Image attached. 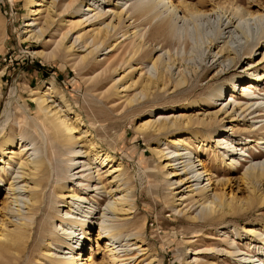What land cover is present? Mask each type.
I'll list each match as a JSON object with an SVG mask.
<instances>
[{
	"label": "bare ground",
	"instance_id": "1",
	"mask_svg": "<svg viewBox=\"0 0 264 264\" xmlns=\"http://www.w3.org/2000/svg\"><path fill=\"white\" fill-rule=\"evenodd\" d=\"M118 1L106 0L105 2H108L109 6L106 5L108 9L105 10V6L101 8L100 0H25L26 5L32 6L29 12L33 15V18L25 24V28H27L25 32L28 34L26 40H37L51 28L55 22L57 6L59 2H62L59 6L60 12H58L60 25H62L59 29L58 52L47 54L43 49H38L36 54L46 61L50 59L63 61L68 54H73L76 56L73 60L74 71L78 75L94 74L98 70L96 66H104L101 71L96 73L95 79L88 83V89L92 90L105 86L113 80L112 72H116L118 67L121 68L127 64L125 67V69L129 68L127 74L119 75V83L114 86V89L117 91L121 87V91L139 90L132 96L127 93L124 101L130 106L138 100V93L148 99V95H154L157 90L167 87L172 77L171 70L167 66L171 63L163 61L160 55L154 58L156 51L154 52L153 47L147 49L146 44L155 42L160 45L161 50L175 43L178 40V31L182 27L180 22L187 17L215 13L219 17L220 28L221 26L233 27L236 30L229 29L230 35L236 36L239 30L244 36L242 46L240 41H237L239 42L238 46L231 45V47L224 46L225 42L215 56L219 52L224 51V53L220 54L213 63L209 66L200 64V70L204 73L194 69V76L197 78L205 77L207 72L216 70L206 83L211 86V88L209 87L211 100L202 102L206 105L221 101L226 91L223 85L214 84L218 72L223 71L224 75L232 72V67L243 56L250 57L254 52V47L258 44L261 46L260 39L264 37L262 27L258 26L264 23V6L254 7L253 5L243 6L231 3L233 8L227 13V10L221 6L222 3L216 2L215 4L214 2L210 8H207L205 4L207 0L196 2L193 0H134L133 3H128L130 0ZM179 11H182V16L178 15ZM89 14L90 16H88ZM41 19L43 20L42 25ZM125 19L131 20L128 24L131 26L130 28H123ZM86 21L88 24H85ZM146 24H149V28L145 36V33H141L140 27ZM1 25L2 20L0 19ZM250 25L258 26L260 30L247 33L244 26L249 27ZM221 32L220 29L218 34L220 35ZM69 33L75 34V37L72 43L67 44L71 38ZM117 34L120 36L115 37ZM121 37L123 38L120 39ZM76 40H80L79 47L84 48L83 50L78 51L77 48L75 50ZM126 41H128L127 44H125ZM107 48L109 49L108 53L102 62H94L96 53ZM147 50L148 52H146ZM144 55H149L148 62H151L157 69L155 77L145 76L143 69L138 67ZM172 64L174 63L172 62ZM4 71V68L0 70V87ZM135 71L138 72L137 78L134 76ZM253 72L252 78L243 75L231 80V88L228 89L231 94L229 101L226 102L228 105L224 102V105L217 110L209 112L207 108L198 115L186 112L191 110L189 109L191 105L199 104L196 100L188 101L173 106L166 113H157V118H154L155 115H149L141 120L136 127V130L146 140L150 136L157 139L163 136L162 144L182 147V153H176L177 158L173 159L179 160L180 164L183 163L180 169L182 172H179V167H175L171 163V157H168V152H164L165 148H161L160 144L153 151L160 159L157 163L158 170L168 178V187L176 183H186L185 188L188 190L180 194L177 199V193H172L174 188H170L173 202L180 201L173 206V210L184 214L189 225L194 228L199 226L201 228L204 223L211 224L214 220L223 217L264 208V162L260 169L256 166H249L239 177L247 192L244 198L234 200L233 197H228L224 192H221L219 188L208 189L214 183L212 178L215 174L213 175L211 170L217 172L215 175L216 186L217 183L223 182L222 178H218L219 174L225 178L227 174H233L241 166H244L242 161L244 164L248 162L246 157H251L249 149L262 145L264 151L263 133H258L254 138L253 135L250 136L253 139L247 140L249 142L244 140L245 142L236 144L232 143L233 139L228 141L230 135L224 136L229 130L223 121L230 124L235 121H243V125L248 122L246 128L242 127L241 129L249 134H253L255 129L264 128V124L257 126L261 120L256 119L264 118V89H260L264 73L261 74L257 68H254ZM91 77L93 78L90 76V79ZM186 82L187 77L184 73L181 74V77L175 78V86H183ZM237 82H240V85L235 88ZM11 92L13 93L12 90ZM32 94L29 99L35 104L36 113L31 118L32 121L28 123L29 126L33 123L34 134L26 129H20L16 133L14 130L11 131L12 133H8L2 131L4 128L0 129V182L5 181L4 177L7 176V179L10 180L8 185L5 184L7 192L1 200L4 211L3 218L5 217L9 224L5 229H0V264H37L29 260L23 263V256L29 251L27 243L30 232L33 230L34 221L39 220L46 211H48L47 214L50 211L56 213L54 218L60 221L58 228H55V224L50 222V225L55 228V233L52 234L55 245L52 246V243L48 242L43 248V258L48 259L51 264H83L80 254L84 241L87 240V229H91L95 225H98L96 240L98 243L104 244L111 264H130L133 261L131 259L135 258V255L128 256V251L131 250H137L142 252L140 255H145L146 248L143 244L145 240L141 237L144 223L142 224L135 215L137 199L134 197V185L129 182L123 162L116 158L111 151L103 148L92 127L71 105L63 91L53 83H47L45 88L33 91ZM110 98L111 92L104 93V103L109 102ZM221 103L223 104V101L219 104ZM25 105L29 114L32 104L26 102ZM175 108H179V110H175ZM249 114H254L250 118L256 120L249 123V120H246V116ZM240 116L242 117L239 118ZM37 127L38 129H36ZM41 130L46 132L49 140L50 153L48 152V154L50 158L53 157L56 160L55 167L51 166L52 169L49 168L43 155L39 153L40 145L36 139L40 138ZM168 134L172 136L166 137ZM211 140L214 145L210 144L209 146ZM249 144L252 146L246 147ZM237 145L241 147L237 148ZM56 146L57 150H53ZM204 147L210 150L204 152ZM224 147H226V154L229 155L227 159H225V153L219 152V149ZM57 153L64 158L57 159ZM201 153H204V158L201 157ZM209 153L216 159V163L213 165H209ZM219 155L220 157H218ZM230 157L231 160H229ZM255 157L257 158L259 155ZM183 158H187L188 161L185 162L186 160H182ZM222 163L227 167L221 168ZM8 169H11L10 174ZM175 175L177 179L169 180V176L171 178ZM205 175L207 177L204 178ZM204 180L207 181V185L201 186L200 184ZM225 180L227 181L228 178ZM3 187L4 185L0 187V193ZM49 187H52L53 190L50 196L48 195L50 203H47L46 206V204L43 205V202L46 196L45 191ZM187 199L190 200L188 203L193 202L192 206L197 203L194 209L195 211L198 209L197 214L193 213L194 210L189 211L188 209L186 212L183 210L188 206V203H185ZM82 202L86 203L85 206L81 204ZM20 203L23 207L20 206ZM57 204L60 205L57 206ZM103 204H105V208L102 210L99 207ZM95 206H98L97 212H95L97 209ZM178 206L183 207L178 208ZM22 208L25 211H22ZM63 209H65L64 212H62ZM95 214H98L96 218H94ZM16 217L18 221L13 220ZM256 226L257 224L254 223L243 227L246 238L240 242L248 240L247 247L251 243L257 242L258 238L263 239L264 223L260 225L262 228L260 232ZM128 229L134 230V233L131 231L127 233ZM226 232L221 235L225 246L209 248L213 258L214 255H223L224 261L234 259L238 264H264V252H260L263 254H258L256 259H250L255 255H250L247 258L238 257L241 255L238 253L239 247H237L239 239L225 235ZM234 234L235 237L243 235L237 232ZM125 236L126 238H124ZM207 237L213 239L212 236ZM55 248H66L68 252L65 253H69L70 256H60L58 254L60 252ZM33 250L32 248L30 251ZM195 253L198 252L195 251ZM91 254L92 249L88 255V261L92 260ZM144 264H154L153 258ZM208 264L219 263L214 258ZM224 264L231 263L224 262Z\"/></svg>",
	"mask_w": 264,
	"mask_h": 264
},
{
	"label": "rangeland",
	"instance_id": "2",
	"mask_svg": "<svg viewBox=\"0 0 264 264\" xmlns=\"http://www.w3.org/2000/svg\"><path fill=\"white\" fill-rule=\"evenodd\" d=\"M105 1L106 0H100L99 3H102L101 8L105 6V10H107L109 3ZM193 1L196 2L198 0ZM118 2H122V0H119ZM133 2L134 0L128 1V3ZM214 2L215 4L216 2L222 3L221 6L224 7L223 9L227 10V13L233 8L231 3L241 4L243 6H264V0H232V2L231 0L225 2L224 0H207L205 4L207 5V8H210ZM61 3L59 2L57 6L55 22L51 28L37 40H26L28 34L25 32L27 30L25 24L28 20L30 21V19L33 18V15L29 12V9H32V6L26 5L25 0H0V19L2 20V25L0 26V70L3 68L5 69L2 86L0 87V129L4 128L2 131H7L8 133L12 130L16 133L20 129H26L34 134L33 123L29 126L28 122L32 121L31 118L36 113L35 104L30 102L29 98L33 95V91L42 90L47 83H53V85L63 91L71 105L81 114L85 122L92 127L95 136L99 137L103 148L111 151V153L115 154L116 158L123 162L125 173L129 177V182L134 185V197L137 199V210L135 215L140 219L142 224L144 223L141 237L145 240L143 244H145L144 247L146 250L144 252H146V254L140 255L142 252H138L137 250L128 251L129 257L135 255V258L131 259L133 261H131L130 264L133 262L134 264H144L150 258H153L154 264H208L214 258L219 264H224V262L238 264L234 259H227L224 261L223 259L225 257L223 255H214L213 258L212 253H210L211 251L209 248H211V246H225V243L221 239V235L226 231L225 235L239 239L237 247H239L238 253H241V255L238 257L247 258L250 255H255L253 258L250 257V259L258 258V254L260 255L263 254L260 252H264L261 251L264 249V233L262 235V240L258 238L257 242L251 243L249 247L246 246L248 240H243L241 242L240 240L246 238L244 237L243 230V227L245 226H250L256 223V229H258L259 232L262 231L260 225L264 223V208L252 210L247 213H237L223 217L219 220L216 219L211 224L204 223V226L201 228L200 226L196 228L190 226L188 223L189 221L184 214L173 210V206L180 201L173 202L170 192V188H174L172 193H177L178 196H176V199L179 198L180 194L188 190V188H185L186 183H176L168 187V178L158 170L157 163L160 159L153 151V149L160 144L161 148H165L164 152H168V157H171V163H173L175 167H179V172H182L180 169L183 163L180 164L179 160H173L177 158V156H175L176 153H182V147L162 144L164 142L162 138L163 136L158 139L150 136V138L146 140L143 138L142 134L136 130V127L145 117L155 115L154 118H157V113H166L170 111L173 106L175 107L188 101L196 100L199 104L197 105L196 103L191 105L189 108L191 110L186 112L189 114L196 113L198 115L203 113L207 108V111L213 112L222 107L224 102L227 104L226 102L229 101L231 94V91H228V89L231 88V80H235V77L243 75L252 78L254 68H257V71L261 74L264 73V37L260 39V42L262 43L261 46L260 44L255 46L253 50L254 52L250 57L243 56L241 60L232 67V72L226 73L225 75L223 71L218 72L214 84L223 85V87L226 88V91L221 101L219 100L218 102L206 105L202 102L205 100H211L209 97L211 86L206 85V83L216 70L207 72L205 77L197 78L194 76V69L201 72V65L209 66L213 63L220 54L224 53V51H222L215 56L217 51H219V48L225 42L226 45L224 44V46L231 47V45L238 46L239 42L237 41H240V45L242 46L244 36H242L243 34H241L239 30L236 36L230 35L229 29H231V31L236 30L233 27L225 28V26H221L220 28L218 21L219 17L215 13L192 18L187 17L184 21L180 22L182 27L178 31V40L175 43H172L170 46L161 50L160 45L155 42H148L146 44L147 49L153 47L154 52L156 51L154 53V58L160 55L163 61L171 63L167 66V68L171 70L172 75L167 87L157 90L154 95H148V99L144 95L138 93V100L135 101L133 105L129 106L126 104V101H124L127 97V93L129 96H132L139 90L129 89L127 91H121V87L117 91L114 89V86L119 83V75L121 76L123 73L127 74L129 70V68L125 69L127 64L121 68L118 67L116 72H112L113 80L108 82L105 86L92 90L88 89V83L95 79L94 76L96 73L101 71L104 66H96L98 70L94 74L78 75L74 71L75 66L73 60L76 56L73 54H68L63 61L53 59L46 61L43 57L36 54L38 49H43L47 54L58 52V43L60 40L59 29L62 27V25H60L58 13L60 12L59 6ZM84 8H86V6H84ZM178 15L182 16V11H179ZM88 16H90V14ZM41 21L42 25L43 20L41 19ZM87 22L88 21H86L85 24H88ZM130 22L131 20L125 19L123 28H130L131 26L128 25ZM258 26L262 27V35H264V23H261V25ZM258 26H244V29H246L247 33L258 32L260 30V28L258 29ZM148 28L149 24L141 26V33H145L146 36ZM220 29L222 32L219 35L218 32ZM69 35H71V38H69L67 44L72 43L75 37V34L69 33ZM118 36H120V34H117L115 37ZM122 38L123 37L120 39ZM127 42L128 41H126L125 44H127ZM80 45V40H76L75 50L76 48L78 51L83 50L84 48H80ZM108 50V48L99 50L96 53L94 62H102L106 57ZM70 52L73 53L74 51ZM146 52H148V50ZM245 57L246 59L244 60ZM148 58L149 55L142 56L140 66L138 67L143 69L142 71L145 76L155 77L157 75V69L151 62H148ZM171 61L174 64H172ZM248 68L252 69L250 70ZM182 73L187 77L186 84H183V86L180 87L175 86V78L181 77ZM202 73H204V71H202ZM137 75L138 72L135 71L134 76L136 78ZM90 76H93V78L91 77L90 79ZM237 83L238 84L235 88H238V85H240V82ZM260 87L261 90L264 89V79L263 82H261ZM106 92H111V98L109 102L104 103L103 95ZM222 101L223 104H219ZM26 102L32 104V109H30L29 114L28 109L26 110ZM14 106L16 107L14 108ZM175 110H179V108H175ZM252 115L254 114L246 116V120H249V123L257 119L261 120L260 123H257V126L264 124V118L251 119L250 117ZM241 117L242 116L239 118ZM223 123L227 125V130H229L227 135L224 134V136L228 137V135H230L228 141L230 142V140L233 139V144L239 142L243 143L245 141L249 142L247 140L253 139L258 133L264 134V128L261 130L255 129L253 134H249L241 129L242 127L246 128L248 122H245L244 125L243 121H235L232 124L223 121ZM234 127L236 128L234 129ZM36 129H38V127ZM252 135L253 138L250 137ZM39 136L40 138L36 139V141L38 140L37 143L40 145L39 153L43 155L49 168L52 169V167H55L54 164L56 160L53 159V157L50 158V155L48 154V152L50 153V148L47 134L41 130ZM169 136L172 135L168 134L166 137ZM210 144L214 145L213 140H211L208 145L210 146ZM249 146L252 145L249 144L246 147ZM257 146V148L253 147L252 149H249L251 157H246V160H248L246 164L242 161L244 166H241L237 172L227 174L225 178L221 177L219 174L218 178H222L221 180L223 182L217 183L216 186L215 184L217 180L215 179V175H217V172L211 170L213 175L215 174L213 176L214 178H212L214 183L211 184L208 189H211L212 187L219 188L221 192H224L228 197H233L234 200L237 198H244V195L246 196L247 192L239 177L247 168H249V166H256V168L259 167L258 169H260L261 164L264 162L262 145ZM16 147L18 148V145ZM239 147L241 146L237 145V148ZM59 148L63 149V147L60 146ZM205 148L206 147H204V152L210 150L209 148ZM53 150H57V146L54 147ZM225 151L226 147L219 149L220 153H225V159H227L229 155H227ZM201 154V157L204 158V153ZM258 155L260 158L255 157ZM190 156L192 157L193 153L190 154ZM56 157L57 159L64 158V156H59V153H57ZM218 157H220V155ZM182 160H186L185 162L188 161L187 158H183ZM208 160L209 165L216 163V159L212 154L209 155ZM229 160H231V157ZM225 167L227 166L222 163L221 168ZM10 172L11 169H8L9 174ZM7 177H4L5 181L0 182V187L4 185L0 193V229H5L9 224L6 222L7 220L5 217L3 218L4 211L1 206V200L7 192L6 188L10 181ZM205 177L207 176L205 175L204 178ZM227 178L228 180L226 181L225 179ZM175 179H177L176 175L171 178L169 176V180L174 181ZM206 183L207 181L204 180L200 185L206 186ZM52 190V187H49L45 191L46 196H50ZM46 196L43 205L46 204L47 206L50 202L48 201L49 196ZM189 201L190 200L187 199L185 203H188ZM192 203H188V206L184 207L183 210H185V212L188 209L189 211H193L197 206V203L193 206ZM81 204L85 206L86 203L82 202ZM59 205L60 204H57V206ZM20 206L23 207L22 203H20ZM95 207L97 208L95 212H97L98 206ZM182 207L183 206H178V208ZM99 208L103 210L105 204ZM60 209L62 210V207H60ZM22 211L25 210L22 208ZM64 211L65 209H63L62 212ZM47 212L48 211L42 214L39 220H35L32 225L33 230L30 232L27 243L29 251L23 256V263H25L26 260H29L37 264H39V262H41V264H51L48 259L43 258V248L48 242H51L52 246L55 245L52 240V234L55 233V228H58L60 221L59 219L54 218L56 213L50 211L49 214H47ZM193 213L197 214L198 209H196V211L194 210ZM97 216L98 214H95L94 218ZM14 219L18 221L17 217L13 218V220ZM50 222L55 224V228L50 225ZM97 231L98 225L93 226L91 229H87V240L84 241L83 249L80 254L81 263L83 264H111L108 260L104 244H100L96 240ZM130 231L131 233H134V230L129 229L127 233H130ZM235 232L243 235L235 237ZM207 236H212L213 239H209ZM124 238H126V236ZM258 247L260 248L258 249ZM32 248L34 250L31 252L30 250ZM91 249L92 260L88 261L87 259L88 255L91 253ZM55 250L60 252L58 253L60 256H70L69 253H65L68 252L66 248H55ZM195 251L198 253L194 254Z\"/></svg>",
	"mask_w": 264,
	"mask_h": 264
}]
</instances>
